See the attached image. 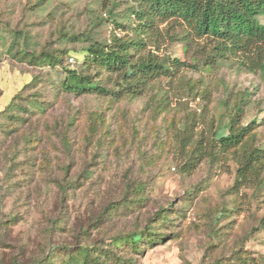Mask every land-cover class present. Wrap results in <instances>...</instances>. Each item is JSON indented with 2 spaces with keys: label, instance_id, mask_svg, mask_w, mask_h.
<instances>
[{
  "label": "rangeland",
  "instance_id": "rangeland-1",
  "mask_svg": "<svg viewBox=\"0 0 264 264\" xmlns=\"http://www.w3.org/2000/svg\"><path fill=\"white\" fill-rule=\"evenodd\" d=\"M136 8L134 0H0V264H68L64 248L115 249L113 237L149 228L153 246L141 239L137 254L121 244V260L264 264V158L248 183L237 181L231 151L186 164L195 144L226 134L233 103L264 149V72L238 54L215 57L203 39L184 52L169 19L153 26L158 38L146 50L215 62L114 95L117 74L82 63L81 51L113 33L134 37ZM60 51L49 64L45 56ZM65 68L109 92H65Z\"/></svg>",
  "mask_w": 264,
  "mask_h": 264
},
{
  "label": "trees",
  "instance_id": "trees-1",
  "mask_svg": "<svg viewBox=\"0 0 264 264\" xmlns=\"http://www.w3.org/2000/svg\"><path fill=\"white\" fill-rule=\"evenodd\" d=\"M137 8L132 15L136 21L133 27L134 37L111 34L109 43H90L81 51L82 63L99 70L116 73L118 89L114 95H139L147 90L149 84L158 79H170L181 70L187 68L199 69L215 62L213 57L206 55L199 63L194 55L180 60L178 57L158 56L146 45L150 40H157L153 26L171 19L180 30L181 38L185 41L184 52L193 38L203 39L211 44L214 56L230 58L240 55L251 62V71L264 72V0H134ZM66 51H60L56 56L46 55L49 64L60 62V56ZM213 56V55H212ZM71 59V62L68 60ZM74 57H67L68 66L74 63ZM245 66V63H242ZM199 66V67H198ZM65 77L60 87L68 93L82 94L86 92H109L104 87L90 82L88 75H83L77 69L65 68ZM17 96L7 105L11 107ZM242 103H233L227 107V121L222 128L225 135H213L208 141L195 144L186 161L189 168L195 166L203 156H213L214 151H231L238 163L237 181L248 183L252 180L256 166L264 158V149L255 143L251 135V121L240 122ZM165 211L160 214L165 219ZM145 240L153 246L156 234L153 229L145 232H132L123 236H115L109 242L110 246L118 249L121 244H128L133 252L141 253L139 242ZM150 248V247H148ZM115 249H103L93 244L79 245L78 248L62 251L67 252L68 264H133L130 257H118ZM77 254V255H76ZM53 258L50 254L49 262Z\"/></svg>",
  "mask_w": 264,
  "mask_h": 264
},
{
  "label": "built area",
  "instance_id": "built-area-1",
  "mask_svg": "<svg viewBox=\"0 0 264 264\" xmlns=\"http://www.w3.org/2000/svg\"><path fill=\"white\" fill-rule=\"evenodd\" d=\"M70 61H71V59H70Z\"/></svg>",
  "mask_w": 264,
  "mask_h": 264
}]
</instances>
